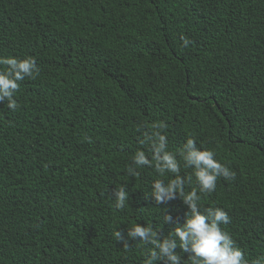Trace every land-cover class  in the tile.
Returning <instances> with one entry per match:
<instances>
[{
	"label": "trees",
	"instance_id": "trees-1",
	"mask_svg": "<svg viewBox=\"0 0 264 264\" xmlns=\"http://www.w3.org/2000/svg\"><path fill=\"white\" fill-rule=\"evenodd\" d=\"M0 57L40 69L16 111L0 103V264H143L152 246L127 231L169 238L188 212L179 197L145 198L173 174L127 172L138 149L150 158L139 140L161 122L193 177L184 191L228 213L221 227L248 264L264 257V0H0ZM188 138L234 178L200 193L178 155Z\"/></svg>",
	"mask_w": 264,
	"mask_h": 264
},
{
	"label": "clouds",
	"instance_id": "clouds-1",
	"mask_svg": "<svg viewBox=\"0 0 264 264\" xmlns=\"http://www.w3.org/2000/svg\"><path fill=\"white\" fill-rule=\"evenodd\" d=\"M183 44L187 46L189 40L183 39ZM0 65L7 66L6 70L0 71V103L7 102V107L16 111L19 104L14 97L20 88V82L26 78L34 79L39 75L40 69L33 57L22 60L0 57ZM165 128L166 125L161 122L152 125L151 134L144 132L139 143L151 146L150 158L145 151L138 149L131 158L132 164L128 166L127 172L131 176H137V169L147 166L153 167L162 177L166 173L173 174L175 178L169 179L167 183L163 179L155 180L150 194L145 198L150 196L154 198L155 204L160 205L179 197L188 206V212L182 224L176 223L169 238L161 239L160 234L151 226L139 223L127 231L128 238L152 246L148 249L143 264H154L156 260L165 261L166 264H182L185 260L188 264H248L243 250L221 227L231 222L228 213L219 207H209L202 212L199 204L201 196L197 191H184L185 184L190 183L193 177L188 175L185 178L180 175L181 163L177 154L167 150V136L162 134ZM178 155L184 168L194 170L199 192L202 194L214 192L218 178L231 180L235 176L228 166L215 159L216 153L213 150H201L192 138L187 139ZM113 196L116 209L126 206L129 195L123 186L114 190ZM164 223H173L170 214L164 216ZM113 236L116 242L128 247V240L121 231H114ZM178 248L184 253H190L187 259H182L177 252ZM254 264H264V257L256 259Z\"/></svg>",
	"mask_w": 264,
	"mask_h": 264
}]
</instances>
